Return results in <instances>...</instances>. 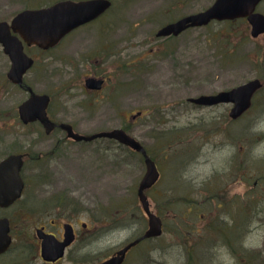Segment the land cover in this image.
<instances>
[{"label": "rangeland", "instance_id": "374dc122", "mask_svg": "<svg viewBox=\"0 0 264 264\" xmlns=\"http://www.w3.org/2000/svg\"><path fill=\"white\" fill-rule=\"evenodd\" d=\"M56 1L0 0V22H10L23 9ZM113 1L117 9L123 2ZM186 2L133 0L125 10L114 8L108 22L126 29L130 36L128 25L138 19L147 20L149 23L132 35L133 43L139 40L145 50L158 28L210 4L203 0ZM124 21L126 24L120 26ZM93 28L89 27L86 34L92 35ZM237 28L212 24L177 38L173 47L181 58L179 69L170 59L154 63L150 69L141 67L146 64L143 60L139 62L144 71L131 80L127 77L121 108L117 100L118 115L103 101L95 113L83 115L77 108L80 93L76 91L77 97L72 98V94L60 91L64 81L53 74L43 75L41 68L26 76L34 92L52 96L54 120L68 119L84 135L115 126L127 127L159 165L161 179L146 195L164 231L159 238L143 241L132 249L127 264H264V226L259 219L245 240H202L203 182L210 184L215 179L214 186L220 187L222 182L235 180L240 194L249 190L251 196L264 199V34L253 39L245 27ZM30 51L37 63L46 65L50 61H43L45 55L40 56L39 51ZM9 67L0 45V160L24 151L41 154L60 141L54 161L47 165L36 163L32 168L28 160L23 173L52 174L50 182L55 192L69 195L65 199L71 202L78 199L96 217L109 214L113 224L123 226L112 228L107 238L96 245L97 252L106 254L141 236L147 220L144 214L143 220L139 219L137 188L145 172L140 156L108 139L75 144L61 132L46 136L38 123L24 126L17 106L27 93L7 82ZM253 79L261 80L263 88L254 96L252 108L236 121L228 117L230 105L196 107L186 101ZM139 111L146 112L144 119H132L131 115ZM152 134L158 137L156 141ZM80 197L89 202L83 204ZM81 219L87 220V214H82ZM207 236L213 238L214 234Z\"/></svg>", "mask_w": 264, "mask_h": 264}, {"label": "flooded vegetation", "instance_id": "af4514ba", "mask_svg": "<svg viewBox=\"0 0 264 264\" xmlns=\"http://www.w3.org/2000/svg\"><path fill=\"white\" fill-rule=\"evenodd\" d=\"M62 1L68 0H58L39 8H26L18 13L24 10L39 11ZM69 1L77 2L81 0ZM107 1L109 5L103 14L89 23L73 29L55 45L48 46L47 49L26 46L24 53L27 57L32 58L34 63L24 76V83L27 84L26 76L28 73L41 68L43 75L53 74L56 78L64 81V83H61L62 87L60 88L63 94H69L70 96L72 94V98H74L77 97L75 95L76 91L80 93L82 99L78 102L77 108L83 115L95 113L102 101L110 107L115 115H118V111L123 105V94L127 89V77L130 80L139 77V71H144L142 70L143 67L150 69L154 63L159 64L163 61L166 62L168 59L171 60L175 68L179 69L178 59L181 58L177 55L178 51L173 47V42L184 36L188 31L201 27L187 28L177 36L159 37L157 33L170 23L208 9L216 0H203L205 4L207 1L210 3L205 9L184 14L180 18L173 19L158 28L154 38L148 44V49L145 50L139 46V40L137 44L133 43L132 35L135 34L134 31L137 33L139 29L148 24L147 20L143 22L138 19L136 23L128 25L131 31L130 36H128L126 29L115 28L112 22H108L109 14L114 8L125 10L130 4L129 2L133 0H123L118 9L115 7V1ZM193 1L200 0H187L186 4ZM253 13L264 17V0L257 3ZM122 24H126V22L119 23L120 26ZM212 24L238 27V30L242 26L245 27L246 32H249V34L251 32V25L246 18L213 20L202 27ZM89 27H95L92 29V35L86 34ZM261 35L263 34L259 36ZM30 50L39 51L40 56L45 55L43 61H50L46 65L42 62L37 63ZM227 52H230V50ZM142 60L146 64L141 65L142 68H140L139 62ZM89 78L100 81L99 87L90 88L87 86L86 81ZM43 94L50 99L46 111L49 120L54 124V127L48 129V131L43 125L39 124L44 134L51 136L56 132H61L75 144L90 143L77 142L67 137L66 131L60 127L62 124L70 125L74 133H81L75 127L76 124L70 120L62 119L58 121L53 119V98L48 93ZM117 100H120V108L116 107ZM140 112L141 115L138 118L144 119L146 112ZM131 118L135 119L132 115ZM125 128L127 127L115 126L108 131L122 129L128 132ZM152 136L155 141L158 139L154 134ZM108 140L116 142V140ZM59 143L60 141L57 140L53 147L41 154L34 155L30 151L19 153L23 155L24 160L21 171L23 189L20 197L6 206H0V264H100L114 256L119 250L118 248L114 251H107L106 254L103 251H96V245L107 238V235L112 232V228L117 230L123 227L113 224L109 214L104 213L102 216L96 217L93 210H86L80 205L78 199L75 198L76 200L74 199L72 202L68 198L65 199L69 195L58 194L54 191L53 184L50 182L53 179L52 174L48 172L39 174L32 172L29 175L23 173L25 162L28 160L31 162L32 168L36 163L47 165L49 161H54ZM139 143L142 144L140 141ZM139 156L143 165L144 158L141 154ZM151 159L157 169V179L148 191L157 187L156 185L162 174L157 162L154 158L151 157ZM211 176L214 177V173ZM210 182V184L203 182L202 188V191H204L201 200L203 212L201 214V229L204 231L202 240H245V236L252 230V224L256 219H259V223L264 226V199H257L255 195L251 196L249 190L240 194L237 190L238 181L235 180L222 182L220 187H217V184L214 186L215 179L210 180ZM80 199L83 204L89 202L87 198L80 197ZM140 210L139 219L143 220L144 213L141 208ZM82 214H87L88 219L82 220ZM239 229L245 231L240 232ZM211 232L214 234L213 238L207 236ZM138 245L139 243L125 254L121 264H127L129 252Z\"/></svg>", "mask_w": 264, "mask_h": 264}, {"label": "water", "instance_id": "95a60500", "mask_svg": "<svg viewBox=\"0 0 264 264\" xmlns=\"http://www.w3.org/2000/svg\"><path fill=\"white\" fill-rule=\"evenodd\" d=\"M260 0H216L206 11L187 16L177 22L166 25L157 36H177L190 27L207 25L211 20L235 19L247 17L252 25L251 36L257 37L264 33V17L252 14ZM109 3L107 0H89L74 3L62 1L54 6L39 11H24L12 20V29L18 32L28 44H37L41 48L54 45L64 34L73 28L84 24L102 13ZM0 42L3 51L12 62L7 77L14 84L22 86V76L32 65V60L23 54L21 42L17 37L10 36V30L5 23H0ZM87 86L98 88L100 81L87 79ZM261 88L258 79L251 80L243 85L228 91H221L214 95H200L188 101L197 106L210 107L218 104L231 103L233 107L229 117L233 120L241 117L251 106L255 92ZM30 97L18 106V114L23 123L39 121L45 129H52L54 124L48 119L46 109L49 103L47 95L35 94L28 88ZM60 127L66 131L67 137L75 141H93L98 138L116 139L136 152H141L145 158L146 173L138 186L137 195L144 212L148 217L149 227L142 237L131 242L116 253V256L101 264H121L126 252L143 239L158 237L162 234L161 219L150 210V203L144 194L157 179V170L154 162L148 157L145 149L139 142L130 137L122 129L99 132L89 136L74 133L72 127L62 124ZM22 155H9L0 161V206H6L21 195L23 182L20 171L23 165Z\"/></svg>", "mask_w": 264, "mask_h": 264}, {"label": "trees", "instance_id": "16d2710c", "mask_svg": "<svg viewBox=\"0 0 264 264\" xmlns=\"http://www.w3.org/2000/svg\"><path fill=\"white\" fill-rule=\"evenodd\" d=\"M227 54L230 56V53H229V52H227ZM228 243H232V242L228 241ZM227 245H228V244H227Z\"/></svg>", "mask_w": 264, "mask_h": 264}, {"label": "bare ground", "instance_id": "6f19581e", "mask_svg": "<svg viewBox=\"0 0 264 264\" xmlns=\"http://www.w3.org/2000/svg\"><path fill=\"white\" fill-rule=\"evenodd\" d=\"M135 154H137V155H139V153H137V152H134Z\"/></svg>", "mask_w": 264, "mask_h": 264}]
</instances>
